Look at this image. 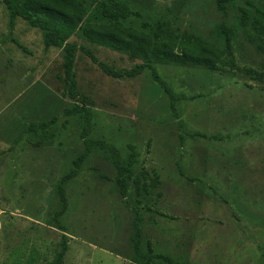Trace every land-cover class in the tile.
<instances>
[{
  "label": "rangeland",
  "instance_id": "1",
  "mask_svg": "<svg viewBox=\"0 0 264 264\" xmlns=\"http://www.w3.org/2000/svg\"><path fill=\"white\" fill-rule=\"evenodd\" d=\"M78 1L83 21H97L102 2L114 0ZM115 1L130 9L126 25L221 48L224 23L234 29L231 49L216 71L150 62L176 96L177 116L148 67L118 79L77 50L90 137L113 144L125 164L134 157L122 196L105 151L94 148L75 163L83 120L65 112L74 100L64 93L62 49L46 46L43 31L20 17L10 26L0 0V264H16L32 248L43 264L62 241V264H264V31L253 25L264 0H233L226 11L215 0ZM67 41L114 69L146 61L90 43L78 30ZM145 172L158 183L136 194L134 179Z\"/></svg>",
  "mask_w": 264,
  "mask_h": 264
},
{
  "label": "trees",
  "instance_id": "2",
  "mask_svg": "<svg viewBox=\"0 0 264 264\" xmlns=\"http://www.w3.org/2000/svg\"><path fill=\"white\" fill-rule=\"evenodd\" d=\"M9 17L10 26L13 25L15 18H22L29 26L39 28L43 31L44 43L48 47L61 48L63 51V82L65 95L74 100L71 108L65 112L69 115L81 114L83 124L80 137L83 142L84 150L77 157L75 163L78 166L88 153L97 148L105 151L112 165L116 170V184L120 194L125 196L128 180L132 177L130 163L134 161L132 154L128 157L129 164H125L118 149L111 143L90 137L92 113L88 106L87 98L77 91L76 74L74 71L76 52L80 48L90 60L97 64L103 73L114 78L135 77L148 67L152 79L168 94L170 109L173 115H178L175 108L177 101L172 89L160 75L159 71L150 65L151 61L163 64L175 63L189 66H200L209 71H216L231 49L234 36V29L226 24L221 25V33L224 36L225 48L218 47L197 36L188 33L175 34L163 30L152 33L145 23L140 28L133 25H126L124 20L130 14L129 7L122 2L104 1L101 4V14L103 19L97 21H83L84 9L78 0H2ZM233 3V0H215L218 10L226 11ZM132 13V12H131ZM259 18H254L255 28H262L264 31V12L257 10ZM247 15V8H241V19L243 22ZM263 17V18H262ZM263 20V21H262ZM161 28L164 24H160ZM79 31L84 39L90 43L106 46L108 48L126 51L141 55L146 61L137 63L129 69H114L99 61L93 53L86 47L78 46L68 42L70 36ZM253 77H262L263 74L250 70ZM47 122L39 123V127H44ZM213 138V137H211ZM75 170L70 172L73 175ZM157 176L153 178L145 172L141 178L134 179L136 194L140 190L148 194L157 185ZM59 196L64 202L63 191L59 190ZM134 225H135V249L138 247L140 210L136 203L134 206ZM33 249V248H32ZM24 259L16 258V264H39L32 252ZM67 244L62 241L61 247L54 256L53 260L43 264H62ZM40 262V261H39ZM124 264H136L126 262ZM146 264H151L147 262Z\"/></svg>",
  "mask_w": 264,
  "mask_h": 264
}]
</instances>
